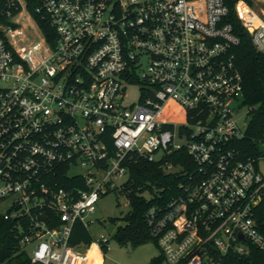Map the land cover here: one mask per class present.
Returning a JSON list of instances; mask_svg holds the SVG:
<instances>
[{
    "label": "built area",
    "instance_id": "2783aa9c",
    "mask_svg": "<svg viewBox=\"0 0 264 264\" xmlns=\"http://www.w3.org/2000/svg\"><path fill=\"white\" fill-rule=\"evenodd\" d=\"M8 5L0 214L16 222L29 264H89L107 240L74 246V225L88 228L101 196L122 189L115 180L129 175L133 157L182 149L197 172L147 214L167 263L224 264L253 246L264 251V128L257 153L238 148L247 130L233 103L244 101V87L226 0H42L50 41L25 0ZM236 14L264 55V15L246 0ZM133 87L138 99L127 104Z\"/></svg>",
    "mask_w": 264,
    "mask_h": 264
},
{
    "label": "trees",
    "instance_id": "16d2710c",
    "mask_svg": "<svg viewBox=\"0 0 264 264\" xmlns=\"http://www.w3.org/2000/svg\"><path fill=\"white\" fill-rule=\"evenodd\" d=\"M25 1L30 15L34 17L48 40H52L53 26L43 17L44 10L38 11L42 6V0ZM238 1L226 0L229 13L224 20L233 26L234 33L240 38V43L232 49V53L243 76V103L252 108L249 112L250 122L246 139L237 146L243 153L250 155L258 152L257 141L261 139L264 128V55L257 52L252 36L237 17ZM246 1L252 4L250 0ZM8 6V0H0V24L7 23L4 17H7L5 12ZM12 10L13 14L19 12L17 9ZM196 172L195 163L184 149L168 153L157 161L133 157L129 165V178L121 189L128 196L130 212L125 217L126 224L119 226L114 239L125 245L128 242L136 245L138 242L151 239L157 243L147 223L150 208L154 206L165 208L168 202L178 195L179 185L187 180V174ZM261 210L264 212V202L261 204ZM15 224L16 222L5 220L0 214V264L30 263L27 252L20 246L18 232L13 229ZM73 229L70 239L72 245L83 248L95 241L89 228L84 224L77 222ZM102 248L105 251L107 244H102ZM229 258L224 264H264V251L253 246L241 259L233 254H229ZM163 259L162 253L154 257L150 264H160Z\"/></svg>",
    "mask_w": 264,
    "mask_h": 264
},
{
    "label": "rangeland",
    "instance_id": "374dc122",
    "mask_svg": "<svg viewBox=\"0 0 264 264\" xmlns=\"http://www.w3.org/2000/svg\"><path fill=\"white\" fill-rule=\"evenodd\" d=\"M245 1V0H244ZM247 2V1H246ZM251 6L260 15H264V0H250ZM25 34L34 37L35 31L27 28ZM130 97L126 103L138 99V87L131 88ZM234 117L238 121L241 129L246 131L249 126V112L252 108L242 101L236 100L234 103ZM260 171L264 173V160L259 162ZM128 180V176L115 180L117 186L122 185ZM5 205H1L2 210ZM96 212L87 217L88 228L98 245L101 244V235L107 240V249L96 254V261L92 258L94 247L90 251L89 264H150L154 257L162 254V250L152 239L145 242H138L133 245L131 242L120 244L114 239L119 226L126 224L125 217L130 212L128 196L120 189L111 191L101 196L96 204ZM115 220V221H114ZM100 254V255H99ZM160 264H168L166 260Z\"/></svg>",
    "mask_w": 264,
    "mask_h": 264
},
{
    "label": "bare ground",
    "instance_id": "6f19581e",
    "mask_svg": "<svg viewBox=\"0 0 264 264\" xmlns=\"http://www.w3.org/2000/svg\"><path fill=\"white\" fill-rule=\"evenodd\" d=\"M98 253V250H97V248H96V246H94V251H93V253H92V258H94L95 259V261H96V254Z\"/></svg>",
    "mask_w": 264,
    "mask_h": 264
},
{
    "label": "water",
    "instance_id": "95a60500",
    "mask_svg": "<svg viewBox=\"0 0 264 264\" xmlns=\"http://www.w3.org/2000/svg\"><path fill=\"white\" fill-rule=\"evenodd\" d=\"M243 98H244V97H243ZM243 98H242V99H243Z\"/></svg>",
    "mask_w": 264,
    "mask_h": 264
},
{
    "label": "crops",
    "instance_id": "0c3cea01",
    "mask_svg": "<svg viewBox=\"0 0 264 264\" xmlns=\"http://www.w3.org/2000/svg\"><path fill=\"white\" fill-rule=\"evenodd\" d=\"M100 255V254H99Z\"/></svg>",
    "mask_w": 264,
    "mask_h": 264
}]
</instances>
